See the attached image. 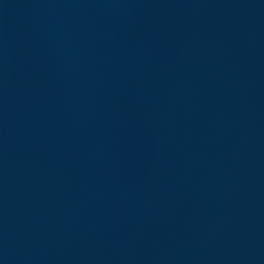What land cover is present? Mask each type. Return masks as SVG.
I'll list each match as a JSON object with an SVG mask.
<instances>
[{
    "label": "water",
    "instance_id": "95a60500",
    "mask_svg": "<svg viewBox=\"0 0 264 264\" xmlns=\"http://www.w3.org/2000/svg\"><path fill=\"white\" fill-rule=\"evenodd\" d=\"M0 264H264V0H0Z\"/></svg>",
    "mask_w": 264,
    "mask_h": 264
}]
</instances>
